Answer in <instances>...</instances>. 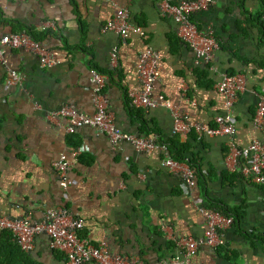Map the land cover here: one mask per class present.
I'll list each match as a JSON object with an SVG mask.
<instances>
[{
	"label": "crops",
	"instance_id": "1",
	"mask_svg": "<svg viewBox=\"0 0 264 264\" xmlns=\"http://www.w3.org/2000/svg\"><path fill=\"white\" fill-rule=\"evenodd\" d=\"M114 2L129 10L131 24L142 27L147 39L130 35L123 40L114 31H104L117 10L106 0H0V38L33 32L59 61L52 68L40 67L38 56L28 49L5 48L7 66L24 78L8 85L6 67L0 65V218L30 215L40 220L48 209H67L84 219L82 233L94 244L107 241L117 255L155 262L175 252L176 238L204 236L207 225L199 210L214 201L232 209L234 222L225 230L224 246H202L195 260L264 264V185L242 174L243 158L230 155L227 136L194 131L173 135L169 109L144 110L146 128L158 139L188 144L189 158L200 170L197 186L189 187L179 172L162 165L160 152H140L125 143L115 150L106 134L94 127L68 133L64 118L50 119L66 106L95 113L90 79L94 68L109 76L104 94L116 127L146 136L126 94L141 90L138 56L152 47L161 54L162 68L154 94L163 95L194 123L214 127V119L226 113L216 84L226 72L245 75L247 86L233 108L234 141L238 150L254 139L264 142V116L260 127L253 124L264 98V16L258 18L262 0H216L209 10L193 14L199 30L211 31L219 44L207 66L196 64L176 23L161 15L157 0ZM114 48L116 64L110 60ZM78 149L65 189L54 163L63 155L71 158ZM30 254L42 264H68L63 252L50 248L47 234L36 237Z\"/></svg>",
	"mask_w": 264,
	"mask_h": 264
},
{
	"label": "built area",
	"instance_id": "2",
	"mask_svg": "<svg viewBox=\"0 0 264 264\" xmlns=\"http://www.w3.org/2000/svg\"><path fill=\"white\" fill-rule=\"evenodd\" d=\"M117 8L115 17L104 27V31H114L126 40L130 35H137L147 39V34L142 27L135 26L130 22V12L122 6H117L114 0H106ZM162 16L169 17L177 25V34L195 55L198 66H207L215 59L219 44L211 31L202 32L193 21V14L209 10L216 0H157ZM51 29L57 30L54 23H47ZM23 47L38 56L40 67L52 68L59 61L48 54V51L38 40L32 38L29 33L18 32L1 36L0 38V65L6 67L8 85H18L23 81L24 75L9 68L6 63L5 48ZM111 63L116 64V48L110 54ZM161 54L157 49L146 47L139 53L136 69L141 80V90H129L127 92L132 105L143 110H152L157 107H165L173 114L171 132L173 135H185L194 131L207 137L227 136L229 138L230 155H241L243 158L242 174L254 184L264 185V142L254 139L248 147L238 150L234 141L235 121L233 108L239 98V94L247 86V80L242 73H225L216 84V91L224 98L226 113L214 119L215 126L210 127L188 120V116L182 114L171 101L163 95H155V83L161 76ZM91 71L93 85V102L95 113L88 115L81 113L73 107H63L50 115L51 120L64 118L67 121L66 131L74 133L80 126L94 127L106 134L113 149H122L123 144H130L140 152H160L164 158L162 165L171 171L179 172L186 185L197 186L195 170L184 161L175 159L166 144L158 142V135L139 136L120 132L116 127L114 115L108 109V100L104 94L109 76L94 68ZM37 107L39 104L36 103ZM264 116V98L260 99L256 115L253 120L255 127H260ZM80 150L72 151L71 158L63 155L54 163V168L62 178V187L67 189V174L78 161ZM234 156V157H235ZM233 158V157H231ZM73 159V160H71ZM264 201V198H263ZM201 216L206 222L204 236L200 239L180 237L175 240V252L168 257L146 262L139 258H128L117 255L110 251L107 241L94 244L92 239L82 232L85 221L81 217L72 214L67 209L53 208L44 212L40 220H34L30 215L18 218H0V233L8 229L19 245L31 252L35 247L36 237L43 233L50 238V248L54 251L63 252L68 258V264H82L95 262L96 264H199L196 260L198 249L202 246L216 250L225 245V230L234 222L232 216H225L218 211L201 208ZM264 236V229L261 232Z\"/></svg>",
	"mask_w": 264,
	"mask_h": 264
},
{
	"label": "trees",
	"instance_id": "3",
	"mask_svg": "<svg viewBox=\"0 0 264 264\" xmlns=\"http://www.w3.org/2000/svg\"><path fill=\"white\" fill-rule=\"evenodd\" d=\"M262 12L261 15L258 17L259 19L262 18V15L264 16V0H262ZM30 35L33 39L38 40L37 36L30 32ZM39 41V40H38ZM202 74H206V71H201ZM233 74V73H230ZM127 95V101L128 105L131 108V113L134 114V118L138 119V121L142 124L141 131L145 133L146 136L152 135L153 130H148L146 128V122L144 120L145 112L142 109L136 108L132 105L131 100ZM158 142L166 144L168 146V149L170 150L171 155L179 160L187 162L196 172L197 180L199 179V167L195 163V161L192 158H189V147L188 144L182 145L179 144L180 142L176 138H172L169 140L164 141L163 139H158ZM211 201V200H210ZM209 210H215L220 212L221 214L225 216H230L232 212V209L218 203L211 201V204L205 207ZM262 239L264 240V236H262ZM60 252V251H55ZM67 257V256H66ZM68 260V258H67ZM0 264H42L41 262H37L35 259H33L32 255L29 251H25L17 242V240L13 237V234L10 230L5 229V231H2L0 233Z\"/></svg>",
	"mask_w": 264,
	"mask_h": 264
},
{
	"label": "water",
	"instance_id": "4",
	"mask_svg": "<svg viewBox=\"0 0 264 264\" xmlns=\"http://www.w3.org/2000/svg\"><path fill=\"white\" fill-rule=\"evenodd\" d=\"M82 264H86V263H82Z\"/></svg>",
	"mask_w": 264,
	"mask_h": 264
}]
</instances>
